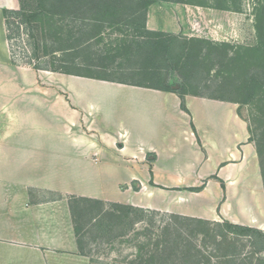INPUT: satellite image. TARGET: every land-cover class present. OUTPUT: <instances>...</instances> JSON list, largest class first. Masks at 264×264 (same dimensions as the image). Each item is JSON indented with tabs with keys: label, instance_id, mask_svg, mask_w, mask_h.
Returning <instances> with one entry per match:
<instances>
[{
	"label": "crops",
	"instance_id": "obj_1",
	"mask_svg": "<svg viewBox=\"0 0 264 264\" xmlns=\"http://www.w3.org/2000/svg\"><path fill=\"white\" fill-rule=\"evenodd\" d=\"M118 1L50 3L92 26ZM179 6L150 2L146 27L196 30ZM20 9L0 0V264H91L70 196L264 231L257 148L236 103L185 95V111L171 91L17 64L4 11Z\"/></svg>",
	"mask_w": 264,
	"mask_h": 264
},
{
	"label": "rangeland",
	"instance_id": "obj_2",
	"mask_svg": "<svg viewBox=\"0 0 264 264\" xmlns=\"http://www.w3.org/2000/svg\"><path fill=\"white\" fill-rule=\"evenodd\" d=\"M41 1L23 0L26 14L31 17L19 32L10 25V49L15 63L62 67L83 76L94 75L108 82L125 85L159 83L185 95L237 99L241 101L240 104L236 103L238 112L256 144L257 179H262L264 0H168L186 4L179 6L188 17L186 24L188 28L191 25L196 28L194 31L189 28L190 31L179 32L147 28L143 16L145 10H142L144 0L116 2L113 5L118 10L105 13L102 20L92 22V26L75 25L72 13L52 8L51 0L46 1L43 11L38 10ZM210 10L220 12L212 14ZM171 19L168 18L170 22L173 21ZM170 36L178 39L175 43L176 53L173 52L174 58L164 61L166 42ZM148 38L157 42L154 44L155 52L150 47L147 50L139 48ZM181 46L185 47L188 57L178 59ZM66 47L68 50H65ZM236 54H241L244 59L236 63L233 61ZM147 58H151L153 64H145ZM251 80L258 81V84H249ZM177 92L174 93L178 95ZM209 159L217 157L212 155ZM178 161L175 160L177 164ZM161 162V168L174 164V160ZM110 203L103 202L97 206L110 207ZM83 205L89 206L86 203H75V217L82 251L89 256L91 264L142 263L145 256L140 252V247L149 241L148 237L155 231V227H145V224L138 223L124 235L120 230L101 233L89 225L88 217L83 215ZM168 214L158 211L154 223L162 224ZM200 227H189L197 233L192 241L199 245L204 255L211 257L212 264L222 261L224 243L214 244L210 238V233L218 232L220 228L214 225ZM202 229L204 233L199 232ZM183 246L187 247L185 244ZM233 248L238 257L233 264H259L258 257L264 256V253L253 252V247L245 238L239 242L234 241ZM166 264L183 263L175 259Z\"/></svg>",
	"mask_w": 264,
	"mask_h": 264
},
{
	"label": "trees",
	"instance_id": "obj_3",
	"mask_svg": "<svg viewBox=\"0 0 264 264\" xmlns=\"http://www.w3.org/2000/svg\"><path fill=\"white\" fill-rule=\"evenodd\" d=\"M46 1L48 0H42L40 2L41 4L38 10H42V11L44 10L42 8L44 7ZM153 1L156 0H144V10H145L143 12L144 19L146 18V8L148 4ZM20 2H21L20 10L4 11V15L6 18L7 37L9 42L11 40V36L9 34L10 25H12L13 29H15L16 32H19L23 24H25L27 22V19L31 17L29 16V14L28 15L26 14L25 8L23 6V0H20ZM106 13H111V12L108 11ZM152 33L157 34L159 32H152ZM170 37H171L170 40L168 41L165 40L167 41L166 42L167 47L165 50V56L163 58L164 61H168L174 58L173 52L176 53L175 43L176 41H178V39L176 36H170ZM155 43L157 44L156 41L148 38L145 39V41H143V44L139 48L141 49L144 47L143 49L147 50V47H150V49L154 51ZM65 50H68V47H66ZM186 57H188L186 49L184 46H181V52L179 53V55H177V58L180 59ZM243 59L244 57L241 54H236L233 61L238 63ZM145 64H153V61L151 60V58L150 59L147 58L145 60ZM34 67L38 69H47V70L58 71L67 74L80 75L78 73L71 71L70 69H64L62 67L49 68L42 65H37ZM85 76L95 79L106 80L94 75H85ZM249 84L255 86L258 84V81L251 80ZM133 85L153 88L163 91L177 92L171 90L168 85H163L159 83H157L156 85L135 83ZM177 93L181 99V108L186 111V106L184 104L185 94L180 91H178ZM210 98L233 102V103H239V104L241 103V101L237 99L228 98L224 96H220V97L210 96ZM261 176L264 184L263 171L261 172ZM190 190H196V189L192 188ZM68 203L72 215L74 231L78 239V245L81 251H82V247L79 241L80 233H79V228L77 226V219L75 217V209H74L75 203L78 205H80L81 203H86L89 205L88 207H86V205H83L84 207L82 206L83 215L85 217H88L89 225L91 226V228L93 229L96 228V230L100 231L101 233H110L111 231L120 230V233L124 235L130 229H133L134 225L138 223L145 224L144 225L145 227L148 226L155 227V231L153 233L151 232L152 235L148 237L149 241L145 244H142L140 247V252H142L145 256L144 258H142V263L140 264H166V262L169 261L174 262L175 259L182 260L183 264H189V263L212 264L210 259L211 257L204 255L199 245L196 242L192 241V239L194 240V236L196 237L197 235L196 232H194L191 228H189L192 225L201 226V227L214 225L220 228L218 232L210 233V238L212 239V242L214 244L220 245L221 243H224L225 246L223 250L224 253L221 254L222 261H219L215 264H233L238 258L237 251H235V249L233 248L234 241L239 242L244 238L248 241L249 245L253 247L252 249L253 252L257 254L264 253V231L255 227L235 224L226 220L218 222V221H211V220H206L191 216H184L174 213H169L167 219L164 220L162 224L156 225L154 221L156 215L158 214V211L155 210L151 211L142 207H137L130 204L116 203V202H111L110 207L98 208L97 205L102 204L103 201L87 198V197H80V196H70L68 198ZM199 232L204 233V229L200 230ZM218 237H221L222 239H219L218 241ZM184 244L187 247L183 246ZM258 261L259 264H264V256H259Z\"/></svg>",
	"mask_w": 264,
	"mask_h": 264
}]
</instances>
